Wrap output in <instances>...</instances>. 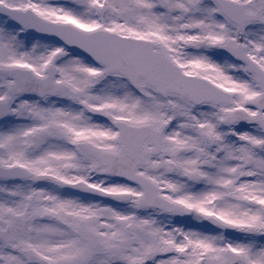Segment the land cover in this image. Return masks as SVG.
<instances>
[{
    "label": "snow or ice",
    "instance_id": "6c2138e0",
    "mask_svg": "<svg viewBox=\"0 0 264 264\" xmlns=\"http://www.w3.org/2000/svg\"><path fill=\"white\" fill-rule=\"evenodd\" d=\"M0 264H264V0H0Z\"/></svg>",
    "mask_w": 264,
    "mask_h": 264
}]
</instances>
